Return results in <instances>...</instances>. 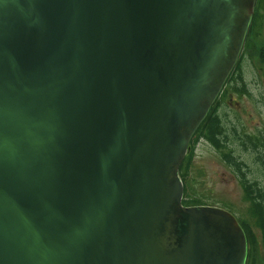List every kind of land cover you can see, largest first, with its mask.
I'll list each match as a JSON object with an SVG mask.
<instances>
[{
	"label": "water",
	"instance_id": "obj_1",
	"mask_svg": "<svg viewBox=\"0 0 264 264\" xmlns=\"http://www.w3.org/2000/svg\"><path fill=\"white\" fill-rule=\"evenodd\" d=\"M255 4L0 0V264H246L179 170Z\"/></svg>",
	"mask_w": 264,
	"mask_h": 264
},
{
	"label": "rangeland",
	"instance_id": "obj_2",
	"mask_svg": "<svg viewBox=\"0 0 264 264\" xmlns=\"http://www.w3.org/2000/svg\"><path fill=\"white\" fill-rule=\"evenodd\" d=\"M248 38L251 48L248 49L243 73L248 93L227 87L222 97L226 103L224 110L230 133L236 129L240 135H255L264 131V57L261 54L264 49V20L255 38L253 35ZM232 145L235 154L250 167L248 176L263 184L264 174L257 171L253 152L242 151L239 142ZM191 150L192 159L187 177L189 195L207 204L224 207L248 223L255 235V242L249 247L248 264H264V241L250 216V203L244 197L240 175L224 161L222 151L216 150L204 140L192 145Z\"/></svg>",
	"mask_w": 264,
	"mask_h": 264
},
{
	"label": "trees",
	"instance_id": "obj_3",
	"mask_svg": "<svg viewBox=\"0 0 264 264\" xmlns=\"http://www.w3.org/2000/svg\"><path fill=\"white\" fill-rule=\"evenodd\" d=\"M263 20L264 0H257L243 51L233 72L227 80V87L234 89L237 92L248 93L243 75L244 64L248 60V49L251 48V41L248 37L253 35V39L255 38V35L257 34ZM261 54L262 57H264V49ZM218 104H220L219 99L216 100L202 124L197 128L195 133L197 136L196 141H198L200 138H203L218 151H222L223 159L227 162V164L232 166L236 172L240 173L242 176L241 184L245 190V198L250 202V216L254 220V224L259 228L264 241V185L258 180L248 183V181L245 179L246 173L244 170V165H246V163L235 154V147L232 145V143L236 145L237 142H239L242 151L253 152L256 169L257 171L264 174V131H259L258 134L255 135H240L236 129H233L232 133H230V130L226 128V125H228L226 116L215 111ZM191 159L192 150L187 153L179 172L185 188L183 204H204L202 199L194 198L189 195L190 187L187 183V177L191 165ZM241 224L246 233L250 247L252 245L251 243L255 242V235L248 223L242 220Z\"/></svg>",
	"mask_w": 264,
	"mask_h": 264
},
{
	"label": "flooded vegetation",
	"instance_id": "obj_4",
	"mask_svg": "<svg viewBox=\"0 0 264 264\" xmlns=\"http://www.w3.org/2000/svg\"><path fill=\"white\" fill-rule=\"evenodd\" d=\"M244 48V47H243ZM228 82V81H227ZM227 82H226V85H225V87L223 88V90H222V92H221V94H220V96H219V100H220V104H218L217 105V108L215 109V111L217 112V113H221V115L223 114V115H225L226 116V112H225V110H224V108H226L225 106H226V103H225V101L222 99V97L225 95V91H226V88H227ZM226 128H228V130H229V126L228 125H226ZM235 130V129H234ZM196 138H197V136L195 135L193 138H192V140H191V148H192V145H196V143L198 142V141H200V140H204V139H199L198 141H196ZM206 142V141H205ZM208 143V142H207ZM211 145V144H210ZM216 149V148H215ZM217 150V149H216ZM225 161V160H224ZM226 162V161H225ZM227 163V162H226ZM246 169V170H245ZM244 170L246 171L245 173H246V177H245V179L248 181V183H251L252 181H254V180H256V179H252V178H250L249 176H248V171H250V167H248V165H244ZM239 175H240V173H238ZM241 175H240V179H241ZM240 184H241V180H240ZM263 185H264V182H263ZM241 187H242V189H243V192H244V197H245V190H244V188H243V186H242V184H241ZM192 192H194V189L192 190ZM247 201H249V200H247ZM250 203V202H249ZM239 220H241L240 219V217L238 218ZM242 221V220H241ZM248 260H249V253H248V259H247V263L246 264H248Z\"/></svg>",
	"mask_w": 264,
	"mask_h": 264
}]
</instances>
